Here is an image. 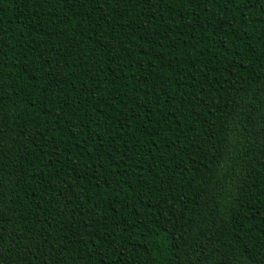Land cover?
<instances>
[{"label":"trees","instance_id":"1","mask_svg":"<svg viewBox=\"0 0 264 264\" xmlns=\"http://www.w3.org/2000/svg\"><path fill=\"white\" fill-rule=\"evenodd\" d=\"M0 264H264V0H0Z\"/></svg>","mask_w":264,"mask_h":264}]
</instances>
